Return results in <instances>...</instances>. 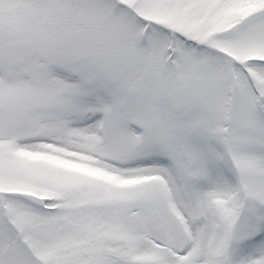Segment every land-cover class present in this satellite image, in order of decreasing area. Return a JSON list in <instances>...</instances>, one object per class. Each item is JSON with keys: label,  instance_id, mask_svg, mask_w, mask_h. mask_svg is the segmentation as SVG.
Returning <instances> with one entry per match:
<instances>
[{"label": "snow or ice", "instance_id": "obj_1", "mask_svg": "<svg viewBox=\"0 0 264 264\" xmlns=\"http://www.w3.org/2000/svg\"><path fill=\"white\" fill-rule=\"evenodd\" d=\"M0 264H264V0H0Z\"/></svg>", "mask_w": 264, "mask_h": 264}]
</instances>
